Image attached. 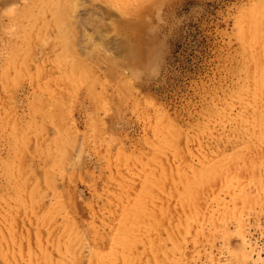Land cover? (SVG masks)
Returning a JSON list of instances; mask_svg holds the SVG:
<instances>
[{"label":"rangeland","instance_id":"374dc122","mask_svg":"<svg viewBox=\"0 0 264 264\" xmlns=\"http://www.w3.org/2000/svg\"><path fill=\"white\" fill-rule=\"evenodd\" d=\"M43 1L0 0V264H264V0Z\"/></svg>","mask_w":264,"mask_h":264},{"label":"bare ground","instance_id":"6f19581e","mask_svg":"<svg viewBox=\"0 0 264 264\" xmlns=\"http://www.w3.org/2000/svg\"><path fill=\"white\" fill-rule=\"evenodd\" d=\"M69 2L71 1V0H68ZM71 3V2H70ZM65 6V0H63L62 1V3L60 2V1H58V0H45V1H43L42 2V5L40 6L41 7V9H45V8H48V9H53V10H56L54 13L56 14V16L58 15V12H63L64 11V7ZM62 8H63V11H62ZM64 13V12H63ZM61 14V13H60ZM61 15H63V14H61ZM55 17V16H54ZM62 16H60V18L59 17H56V20H57V22L59 23L60 22V20L62 19L61 18ZM62 22V21H61ZM60 22V23H61ZM65 23V22H64ZM54 24L56 25V23H55V18H54ZM59 35H63L62 36V40H66V42H67V33L65 32V31H62ZM69 40V39H68ZM71 47H69V49H70ZM65 51L66 52H68V45H67V47L65 48ZM70 51V50H69ZM63 54V53H62ZM70 55V54H69ZM75 63V62H74ZM80 64V63H79ZM238 167V166H237ZM236 168V167H235ZM225 169V168H224ZM239 169V168H238ZM233 171H235V170H233ZM245 170H243V172H244ZM228 172H230V171H228ZM236 173V176H237V172L238 171H235ZM215 173V172H214ZM219 174V173H218ZM229 174V173H228ZM217 175V174H216ZM234 174H232V176H233ZM218 177V176H217ZM216 177V179H218ZM223 177V176H222ZM225 177V176H224ZM234 178V177H233ZM237 178V177H236ZM235 179V178H234ZM238 179H240V178H238ZM237 180V179H236ZM241 180V179H240ZM234 181V180H233ZM239 181V180H238ZM240 182V181H239ZM239 182H237L238 184H239ZM241 188H243V185L241 186ZM244 189V188H243ZM244 192V191H243ZM243 192H241V193H243ZM236 210V209H235ZM233 212V211H232ZM238 213H239V211H238ZM238 213H237V215H238ZM234 214V213H233ZM235 215V214H234Z\"/></svg>","mask_w":264,"mask_h":264}]
</instances>
